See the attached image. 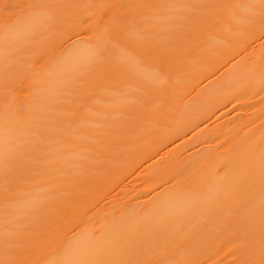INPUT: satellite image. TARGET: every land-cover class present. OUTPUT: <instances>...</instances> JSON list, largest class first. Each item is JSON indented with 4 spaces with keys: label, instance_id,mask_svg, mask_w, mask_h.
<instances>
[{
    "label": "bare ground",
    "instance_id": "1",
    "mask_svg": "<svg viewBox=\"0 0 264 264\" xmlns=\"http://www.w3.org/2000/svg\"><path fill=\"white\" fill-rule=\"evenodd\" d=\"M0 264H264V0H0Z\"/></svg>",
    "mask_w": 264,
    "mask_h": 264
},
{
    "label": "rangeland",
    "instance_id": "2",
    "mask_svg": "<svg viewBox=\"0 0 264 264\" xmlns=\"http://www.w3.org/2000/svg\"><path fill=\"white\" fill-rule=\"evenodd\" d=\"M263 39V38H262Z\"/></svg>",
    "mask_w": 264,
    "mask_h": 264
}]
</instances>
